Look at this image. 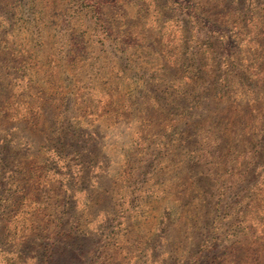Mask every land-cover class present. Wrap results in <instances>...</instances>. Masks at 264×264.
<instances>
[{"label":"rangeland","instance_id":"1","mask_svg":"<svg viewBox=\"0 0 264 264\" xmlns=\"http://www.w3.org/2000/svg\"><path fill=\"white\" fill-rule=\"evenodd\" d=\"M192 2L0 0V264H264V0Z\"/></svg>","mask_w":264,"mask_h":264},{"label":"trees","instance_id":"2","mask_svg":"<svg viewBox=\"0 0 264 264\" xmlns=\"http://www.w3.org/2000/svg\"><path fill=\"white\" fill-rule=\"evenodd\" d=\"M187 6H188V10L187 11H185L184 13H185V18H184V22H186V19L187 18H191L193 15H194V13H195V7H194V2H192V0H187ZM218 16H220V15H218ZM221 19V21L220 22H218L219 20ZM220 19H216L215 20V23H217L216 25H217V27L219 26L218 25V23L220 24V23H222L223 22V20H224V18H222V16H220ZM220 27V26H219ZM228 40H227V38H225V36H220L219 38H214V40H210L209 41V44L210 45H214V44H216L217 46H221L222 48H223V51L224 52H226V53H228L227 54V56H228V58L227 59H231L232 58V52L230 51V49L231 48H228L227 47V45H228ZM243 67V69H245V70H248L249 68L247 67H244V66H242Z\"/></svg>","mask_w":264,"mask_h":264}]
</instances>
